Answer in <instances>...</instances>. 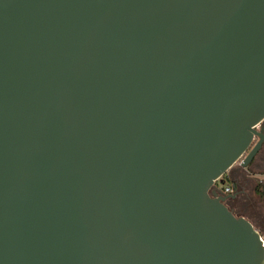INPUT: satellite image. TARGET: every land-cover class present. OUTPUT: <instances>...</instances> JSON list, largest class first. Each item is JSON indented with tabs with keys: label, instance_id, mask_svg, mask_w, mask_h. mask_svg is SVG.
<instances>
[{
	"label": "water",
	"instance_id": "obj_1",
	"mask_svg": "<svg viewBox=\"0 0 264 264\" xmlns=\"http://www.w3.org/2000/svg\"><path fill=\"white\" fill-rule=\"evenodd\" d=\"M263 148L264 0H0V264H264Z\"/></svg>",
	"mask_w": 264,
	"mask_h": 264
},
{
	"label": "flooded vegetation",
	"instance_id": "obj_2",
	"mask_svg": "<svg viewBox=\"0 0 264 264\" xmlns=\"http://www.w3.org/2000/svg\"><path fill=\"white\" fill-rule=\"evenodd\" d=\"M257 158H259L260 160L258 161ZM257 158L255 159V161L252 163V165L254 164L255 168L257 169L258 172H260L262 169H264V148L262 149V151L259 153V155L257 156ZM245 171V170H244ZM251 171H245L243 172V169L241 168H233L229 171L228 174H226L223 177V182L221 181L217 184V188L218 190H220L222 192V189H224L229 182H235L237 183L241 188H242V192H239L242 194L243 197V202H240L238 195L239 193L236 192L235 190L237 189L236 186H234V192L232 194H227L225 196H229V199L227 200V202L225 203L226 206L233 211V213L239 217L242 216L239 213L244 209H246L245 207L247 206L248 200L250 199V195L247 191V186H249V184L251 183L250 179L251 177L249 175Z\"/></svg>",
	"mask_w": 264,
	"mask_h": 264
},
{
	"label": "rangeland",
	"instance_id": "obj_3",
	"mask_svg": "<svg viewBox=\"0 0 264 264\" xmlns=\"http://www.w3.org/2000/svg\"><path fill=\"white\" fill-rule=\"evenodd\" d=\"M257 160L259 161L260 159L257 158ZM238 167L243 169V172L251 171L250 173L251 175H249L251 177L250 179L251 183L249 184V186H247V191L250 195V199L248 200L247 206L245 207L246 209H244V211L242 210L239 214L244 215L248 217V219H251L252 221H254L264 233V200L261 199L255 192V186H256L257 180H264V169L260 171L261 173H258L254 164L253 165L251 164L246 169H244L240 166V163H238L237 165H235V168H238ZM228 185L237 187V189L235 190V193L242 192V188L237 183L229 182ZM238 198L240 202L244 201L241 193H239Z\"/></svg>",
	"mask_w": 264,
	"mask_h": 264
},
{
	"label": "trees",
	"instance_id": "obj_4",
	"mask_svg": "<svg viewBox=\"0 0 264 264\" xmlns=\"http://www.w3.org/2000/svg\"><path fill=\"white\" fill-rule=\"evenodd\" d=\"M258 173H261V172H258ZM263 174V173H262ZM255 192L256 194L264 200V180H257V183H256V186H255ZM239 217H245L248 219V217L242 215V216H239ZM254 226L257 230H259L264 238V233L262 232V230L260 229V227L254 222L252 221L251 219H248Z\"/></svg>",
	"mask_w": 264,
	"mask_h": 264
},
{
	"label": "built area",
	"instance_id": "obj_5",
	"mask_svg": "<svg viewBox=\"0 0 264 264\" xmlns=\"http://www.w3.org/2000/svg\"><path fill=\"white\" fill-rule=\"evenodd\" d=\"M220 181H218L216 183V186L217 184L219 183ZM234 192V187L233 186H229L227 185L224 189H222V194L223 195H227V194H232ZM263 241H264V238H263Z\"/></svg>",
	"mask_w": 264,
	"mask_h": 264
}]
</instances>
